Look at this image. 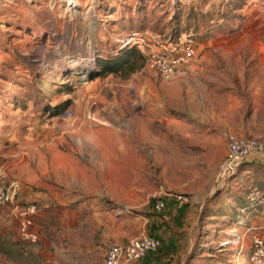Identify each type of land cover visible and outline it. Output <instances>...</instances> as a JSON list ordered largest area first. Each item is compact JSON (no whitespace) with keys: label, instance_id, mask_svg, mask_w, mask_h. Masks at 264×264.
<instances>
[{"label":"rangeland","instance_id":"obj_1","mask_svg":"<svg viewBox=\"0 0 264 264\" xmlns=\"http://www.w3.org/2000/svg\"><path fill=\"white\" fill-rule=\"evenodd\" d=\"M76 1L67 11L65 0H0V167L6 180L19 181L21 198L38 207V240L26 242L10 209L0 206V248L14 264H103L114 236L144 229L151 198L209 177L204 159L219 154L229 132L264 139V0ZM174 23L193 32L192 70L166 80L142 64L98 76L122 35L163 39ZM80 58L93 65L76 66ZM170 130L182 133L175 140L188 148L189 171L175 170L179 154L165 155ZM254 163L241 165L234 179L264 185V167ZM250 165L252 177L242 179ZM235 189L217 187L207 198L215 201L205 200L199 237L176 264H215L217 245L230 232L264 226L262 197L252 213L227 206ZM228 208L234 214L225 219L203 215ZM161 248L155 257L170 264ZM241 253L230 264H248Z\"/></svg>","mask_w":264,"mask_h":264},{"label":"built area","instance_id":"obj_2","mask_svg":"<svg viewBox=\"0 0 264 264\" xmlns=\"http://www.w3.org/2000/svg\"><path fill=\"white\" fill-rule=\"evenodd\" d=\"M164 38L151 35L148 32H131L119 39L120 48L135 47L144 58L147 69L169 80L183 68L196 59V43L193 32H174L170 29ZM264 153V139L260 136H246L238 132H229L226 136V154L220 162L214 176L217 187H225L238 173L241 165ZM238 178V177H236ZM20 183L16 179L6 180L0 167V206L10 209L18 224V234L22 241L36 242L38 234L32 230L33 221L38 207L35 201L22 199ZM176 206L182 207L189 202L188 196L176 194ZM154 210L159 212L164 208L162 201L156 200ZM243 211V210H242ZM241 235H234L241 252L245 246L242 241L248 236V264H264V226H248ZM229 242L226 240L223 244ZM160 239L150 234H142L124 243H111L104 252L103 264H129L139 260L160 246Z\"/></svg>","mask_w":264,"mask_h":264},{"label":"crops","instance_id":"obj_3","mask_svg":"<svg viewBox=\"0 0 264 264\" xmlns=\"http://www.w3.org/2000/svg\"><path fill=\"white\" fill-rule=\"evenodd\" d=\"M196 60V59H195ZM194 60V61H195ZM189 66V65H188ZM193 68L188 69L186 68V71H190ZM175 121L180 122L183 124L184 121H179L178 119H174L173 123ZM185 124H187L185 122ZM171 133H166V135L169 136V139L172 141L175 140V138L182 135V133H178L175 131L170 130ZM188 135V133H187ZM173 141L171 144H166L163 145V147L166 149L165 155H169L171 157H174V155H178L180 157H177V159H180L177 164L176 168L183 170V171H189L191 168L189 166L190 160H188V155L187 154V149L186 146L183 145L182 141L180 142L178 139L175 140L176 144H173ZM219 146H220V152L218 155H210L208 156L207 159H204V167H206V170L209 171L210 175L208 178H205L201 184L198 186L192 185L191 184H186V183H181L180 185L176 186H171V189L174 188V194H166L164 193V197H160L158 199L159 201H162L164 203V208L157 212L154 210V204L151 205V208L149 211H151V214L149 216H143L144 221L142 222V225L144 226V229H142L140 232H138V229L135 230H128V231H120V233L116 236H114V242H125L128 241L131 238L138 237L142 234H145L144 232L147 231L160 239L162 248L161 251L159 252L161 255H163V258H165L164 262H168L171 260L170 264H176L178 260L181 258H184L186 255L189 254L191 250V244L192 241H196L197 238L199 237V230L198 227L200 225V219H201V214H202V205L204 204L205 200L210 196L213 195L214 191L217 189V185L214 182V174L211 172V169L213 168L214 165L217 164L216 169L218 168L220 162L223 160L226 154V145H225V140L222 138L219 141ZM167 147L170 149L167 152ZM173 149L175 151H173ZM190 156V155H189ZM216 157V158H214ZM253 161H264V153L260 154L256 158L249 160L248 162H253ZM167 164H171L168 162ZM214 164V165H213ZM252 165L247 166L244 169V172L246 173L245 177H242V179L246 177H252L249 172L252 170L251 168ZM196 174H193L192 176L195 177ZM213 177V178H212ZM237 179V178H236ZM241 179V180H242ZM239 181V180H238ZM237 180L233 179L230 183L232 187H236V189H239L238 193L241 194L243 197H246L251 191L253 193L255 192L254 190L256 188H253V180L252 178H249L246 181H243L239 183ZM236 184V185H235ZM239 184V186H237ZM244 185V186H242ZM226 186L228 187L229 184L226 183ZM225 186V187H226ZM242 186V187H240ZM235 189V191H236ZM184 194L188 196L189 202L184 204L182 208L176 206V194ZM221 199V197H219ZM207 199L206 201H208ZM217 201H220L217 197ZM229 203L235 204V196H231V198L228 199ZM227 201V202H228ZM155 203V202H154ZM204 209V208H203ZM243 209H241L242 211ZM204 211V210H203ZM224 212V211H223ZM243 212H245L243 210ZM218 217H222L225 219L226 216H224V213L217 211V212H211V211H205V214L203 212V215H205L206 218H211V217H216V215L213 214H218ZM120 215V214H116ZM246 217V216H245ZM117 226V230L122 228V222H116L115 223ZM146 227V229H145ZM233 232V231H232ZM229 234L230 237H227L226 239L220 241V244L218 243L217 246L221 248L219 250L221 253V257L218 258V261L215 264L219 263H234L235 262V255L236 253L242 254L241 252L245 253V256L243 257L242 261L247 262V245H248V238H244L242 241L243 245L245 248L241 252H237V246L236 243L231 241L234 237V232ZM109 235V234H107ZM229 240V242L223 244L224 241ZM223 244V245H222ZM231 246H226L230 245ZM183 251V254H180V252ZM0 264H14L13 259L8 256L7 252H5L3 249L0 248ZM176 252H179L177 254ZM142 264H160L161 262L158 261V257H155V254L148 253L144 257L140 258ZM139 259V260H140ZM176 259V260H175ZM138 261V260H137ZM21 261L20 263L23 264ZM27 264V263H26ZM29 264V263H28ZM34 264V263H32Z\"/></svg>","mask_w":264,"mask_h":264},{"label":"trees","instance_id":"obj_4","mask_svg":"<svg viewBox=\"0 0 264 264\" xmlns=\"http://www.w3.org/2000/svg\"><path fill=\"white\" fill-rule=\"evenodd\" d=\"M172 27L173 28L171 29L174 32L183 31L177 23H174ZM142 64H144L143 55L135 47L126 46L123 48H119L116 54H114V56L101 60L98 76L105 77L109 74L122 75V74H125L126 72H133L134 70L140 68ZM61 106H62L61 104H57L52 109L54 111H57L61 108ZM55 114H57V112ZM256 165L264 167V161L263 162L256 161V163H254L253 166H256ZM254 187L256 188L254 190L255 192L253 193V191H251V193L246 195V197H243L241 194L236 193L237 195H235V205H234L235 207L233 206L235 212L236 210H241V209H243L245 212H248V213L261 210L262 205L260 204L261 203L260 198L262 197V199H264V185L260 183L258 186H254ZM158 199H160V197L151 198L150 203L154 204V202ZM213 201L215 200L210 199V203H212ZM226 204L227 206H230V207L232 205L229 202H227ZM232 211L233 210L231 208L230 209L228 208L227 211H224V212L221 211V212L226 215L233 216L234 212ZM149 215L150 214L148 212L144 214V216H149ZM149 234L154 237H157L151 234V232ZM160 247H161V243H160L159 248ZM154 252H150V253H154Z\"/></svg>","mask_w":264,"mask_h":264},{"label":"bare ground","instance_id":"obj_5","mask_svg":"<svg viewBox=\"0 0 264 264\" xmlns=\"http://www.w3.org/2000/svg\"><path fill=\"white\" fill-rule=\"evenodd\" d=\"M65 1L67 3V9H68L67 11H69L72 7H76V5H77L76 0H65ZM93 1L96 2L97 0H93ZM72 61H74V60H72ZM75 62L77 63L76 66H78V67L83 66L86 62L89 64V66L93 65L92 59H89L88 61H86V60L80 58L79 60H75ZM68 64H70V61L68 62Z\"/></svg>","mask_w":264,"mask_h":264},{"label":"water","instance_id":"obj_6","mask_svg":"<svg viewBox=\"0 0 264 264\" xmlns=\"http://www.w3.org/2000/svg\"><path fill=\"white\" fill-rule=\"evenodd\" d=\"M90 74H88V76H87V80H89L90 79V76H89ZM79 81H81V80H79Z\"/></svg>","mask_w":264,"mask_h":264}]
</instances>
